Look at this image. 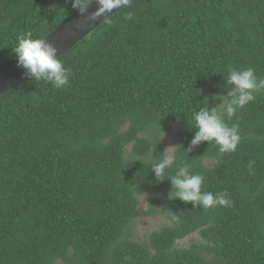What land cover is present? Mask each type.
<instances>
[{
  "label": "trees",
  "instance_id": "trees-1",
  "mask_svg": "<svg viewBox=\"0 0 264 264\" xmlns=\"http://www.w3.org/2000/svg\"><path fill=\"white\" fill-rule=\"evenodd\" d=\"M78 11L71 0H0V68L21 34L45 40ZM59 59L67 87L29 79L0 97V264H264V94L226 121L239 125L236 152L188 151L193 113L227 95L230 68L264 78V0H131ZM175 127L165 179L186 162L230 206L169 200L171 182L136 162L158 158ZM158 187L161 205L142 210ZM158 213L171 225L127 237ZM196 233L202 244L179 248Z\"/></svg>",
  "mask_w": 264,
  "mask_h": 264
},
{
  "label": "clouds",
  "instance_id": "clouds-1",
  "mask_svg": "<svg viewBox=\"0 0 264 264\" xmlns=\"http://www.w3.org/2000/svg\"><path fill=\"white\" fill-rule=\"evenodd\" d=\"M71 3L72 7L78 9L81 14H86L90 6L87 0H71ZM93 3H96L98 8L88 19L94 21L118 6L120 0H93ZM12 50L17 59V66L24 69V75L28 79L50 83L56 89H63L69 85L71 70L61 63L58 57L59 50L53 44L43 39H34L32 32H27L18 37L17 45ZM225 83L227 95L213 94L211 97H205L200 102L199 110L193 113L194 123L191 127L194 129V136L189 152L205 142L217 145L221 155L238 150L242 139L239 125L235 123L229 125L226 121H232L240 110L255 102L257 95L264 94V78L258 77L252 67L230 68ZM216 100L221 103L209 108V104ZM170 148L174 147L166 148L158 158L149 153L136 161L142 162L143 165L145 162L150 164L156 182L165 180L171 182L169 200L178 199L186 205L191 204L204 210L228 207L232 204L227 191L216 194L202 191L205 177L193 173L186 162L177 165L174 175L165 179L168 170L175 163L174 157L168 155ZM125 159L127 160V157ZM254 163V161L249 162L250 172Z\"/></svg>",
  "mask_w": 264,
  "mask_h": 264
},
{
  "label": "water",
  "instance_id": "water-1",
  "mask_svg": "<svg viewBox=\"0 0 264 264\" xmlns=\"http://www.w3.org/2000/svg\"><path fill=\"white\" fill-rule=\"evenodd\" d=\"M131 0H120L118 6L113 7L103 16L96 20L88 19L94 12L97 11L98 5L89 4L86 14H81L79 11L71 16L66 22L60 25L53 33H51L45 40L58 48V57H62L70 50H72L81 40L93 32L99 25L113 16L116 12L127 5ZM29 80L24 75V69L17 66V59L10 62L8 65L0 68V97L7 92L18 87L22 83Z\"/></svg>",
  "mask_w": 264,
  "mask_h": 264
},
{
  "label": "rangeland",
  "instance_id": "rangeland-1",
  "mask_svg": "<svg viewBox=\"0 0 264 264\" xmlns=\"http://www.w3.org/2000/svg\"><path fill=\"white\" fill-rule=\"evenodd\" d=\"M162 141L166 148H170L168 155L173 156L179 142V130L177 127L165 132L162 136ZM165 195L164 190L161 187L156 188L153 191L148 192L140 199V207L142 210L147 211L152 204L161 205L162 196ZM171 221L165 215V213H158L155 216H145L139 218L128 230L127 237L130 240L144 241L149 235L163 227L170 226ZM204 240L198 233L187 237L183 241L178 243L179 248H190L193 245H200Z\"/></svg>",
  "mask_w": 264,
  "mask_h": 264
}]
</instances>
